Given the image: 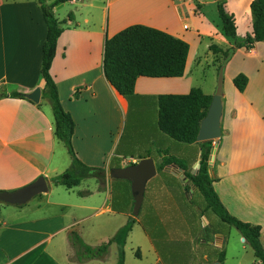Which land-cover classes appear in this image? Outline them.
I'll return each mask as SVG.
<instances>
[{
  "label": "crops",
  "instance_id": "obj_1",
  "mask_svg": "<svg viewBox=\"0 0 264 264\" xmlns=\"http://www.w3.org/2000/svg\"><path fill=\"white\" fill-rule=\"evenodd\" d=\"M252 1L248 0L243 7L242 0H238L247 19L243 39L252 34L249 9ZM54 2L47 0L50 6ZM207 2L73 0L53 7L62 34L57 40L50 75L56 84L60 105L74 122L72 147L81 163L102 168L106 175L102 189L95 179H86L77 187L65 189L50 181L67 170L70 158L55 137L54 118L41 97L44 83L40 64L47 29L38 0H0V192H13L39 177L48 185L46 194L38 195L24 206L0 204V264H77L69 260L72 253L69 233H76L87 246L97 247L110 241L130 218L134 223L125 240L124 264H212L218 263L216 257L220 253L224 255L221 264H242V256L249 246L233 228L234 232L222 228V232L215 235L214 219L210 211H205L204 201L198 200L196 207L190 201L198 192L190 188V198L184 199V172L178 167L168 170L165 167L162 173L175 179L181 191L164 193L158 200L152 197L156 201L149 199L143 222L138 221V217L145 192L135 217L131 213L133 197H126L121 203L115 201L111 190L114 179L109 177L110 169L124 168L142 159H152L155 166L162 162L163 154L156 157V162L155 157L148 154L132 157L126 165H112L119 144L115 145V136L120 120L126 121L133 101H141L138 109L146 108L150 101L154 126L158 129V96L187 94L193 89L191 85L186 86L188 75L200 61L198 56L192 57L189 47L183 77L139 78L134 94L125 98L104 77L106 40L129 26L143 25L185 43L191 38L207 39L208 48L209 40L216 44L215 39L221 32L215 21L213 30L208 31L204 26L203 7ZM225 2V10L234 16L239 40V24L244 17L237 15L233 0ZM195 3L201 5L198 13H195ZM228 40L222 41L230 48L233 42ZM239 55L243 56L244 63L251 62L256 68L253 74L241 70L248 79L247 91L239 93L228 84V92L222 99L221 137L216 143L212 142L217 148L208 175L229 214L261 228L260 241L264 248V43H257L250 51L236 50L226 63L224 86ZM256 77L258 99L245 94ZM157 85H163V91L152 92ZM35 89H40L38 104L10 97L11 93L27 95ZM193 145L197 147L196 154L186 163L191 175L197 172L201 152L198 143L188 146ZM165 150L156 152L165 153ZM178 154L188 156L185 150ZM52 186L64 192L52 190ZM186 201L193 208L192 223L181 206ZM117 260L118 247L113 242L103 260L82 264H116Z\"/></svg>",
  "mask_w": 264,
  "mask_h": 264
},
{
  "label": "trees",
  "instance_id": "obj_2",
  "mask_svg": "<svg viewBox=\"0 0 264 264\" xmlns=\"http://www.w3.org/2000/svg\"><path fill=\"white\" fill-rule=\"evenodd\" d=\"M69 1L73 0H55L50 6L47 0H38L47 29L40 64V75L44 83L41 97L50 107L54 118L55 137L64 146L70 158L69 168L50 181L54 186L72 189L86 179H95L102 189L106 179L104 169L88 167L75 155L72 147L74 122L60 105L57 87L50 75L57 40L62 34L61 23L54 17L53 7ZM249 9L252 16V34L246 36L243 41H238L234 16L225 10L224 1H218L216 4L221 34L233 42L232 47L223 51L222 64L228 63L236 50L243 48L250 51L257 43H264V0H253ZM208 50L213 55L222 52L216 45H210ZM188 52V44L181 39L154 28L132 25L106 40L103 53L104 77L120 96L130 97L134 94L136 81L139 78L183 77ZM232 84L237 92L243 93L248 79L244 74H239L233 79ZM10 97L26 100L25 95L18 93H11ZM210 102L211 96L205 95L197 88L191 89L185 95H159L157 98L158 130L175 142L186 145L195 144L200 123L207 113ZM198 145L201 152L196 175L188 173L182 161L174 157H165L156 166L157 173L169 165L181 169L190 186L203 198L205 211H210L221 223L236 230L251 249L254 258L264 264V248L260 241L261 228L238 220L225 209L208 175V158L212 142L198 143ZM184 190L188 192L189 187L185 186ZM133 223L134 219L130 218L110 241L97 247L87 246L76 233H69L68 243L72 250L70 262L82 264L93 260H103L109 246L114 242L118 247L116 264H124L125 240ZM223 261L224 255L221 254L218 263L221 264Z\"/></svg>",
  "mask_w": 264,
  "mask_h": 264
},
{
  "label": "rangeland",
  "instance_id": "obj_3",
  "mask_svg": "<svg viewBox=\"0 0 264 264\" xmlns=\"http://www.w3.org/2000/svg\"><path fill=\"white\" fill-rule=\"evenodd\" d=\"M219 1L225 2L226 0H219ZM212 2L214 3V5H212L213 4ZM217 2L214 0H208V2L205 3L203 7L204 20H205L203 23L208 31L214 29V24H213L214 21L217 22V24L219 25V30H221L220 21L218 19L217 11H216ZM233 3L236 4L234 5V7H235V11L237 15L239 17H242L243 16L242 8L248 4V0H242L243 7L241 6V9L238 6V0H233ZM200 9H201V5L199 3H195V13H198V10L200 11ZM246 20H247L246 17H244V19H242L239 24V33L237 36L240 41L244 40L243 38L245 37L246 31H247V21ZM220 38L224 41H229L227 38L222 36L220 33V35L216 37L215 39L217 45L213 42L212 39H210L208 42L210 45H216L222 50L221 53H218L213 56L208 51L207 39L198 41L197 39L191 38V39H188L187 41L190 47V51L192 52V57L198 56L200 63L198 66L192 69L190 75H188L189 81L186 83V86L191 85L192 88L200 89L204 94L211 95V97L214 94V91L216 88L219 68L222 66L223 51H226L229 48L226 46L224 41H222ZM231 44L232 43H230V46ZM242 57L243 56L241 55L238 56V58L236 59L235 63L233 64L230 70V78L225 79L224 94L222 97L223 100H224L225 94L228 92V88H229L228 84H230L231 88L234 90L232 81L237 75L244 73L241 70H244L248 72L249 74L254 73L253 71L255 70L256 65L252 64L251 62L244 63V60L242 59ZM250 86H251L250 90L248 91V93H245V94L252 95V96L255 95L253 98L258 99V77H256V79H253V82L251 83ZM163 88H164L163 85H157V86H154L151 89V91L152 92L163 91ZM166 89H168V87H166ZM173 91H177V90H173ZM140 102L141 101H133L132 110L130 111V114L126 118V121L120 120V124L118 126V132L115 136V139H116L115 145L117 143L119 144H118L117 152L115 155L116 160L115 159L113 160L112 165H118L119 163L121 165L123 164L126 165L127 162L131 161L130 158L132 157L135 158L139 156L143 157L148 154L153 155L155 157L154 161L156 162L158 161L156 157L158 155L163 154L164 157H174L177 160L179 159L186 166L187 160L189 161L190 159L194 158L197 147L194 145L193 147H190L186 144L175 142L171 140L169 137L163 135L154 126V109L152 108V105L150 104L151 102L148 101L146 108L141 107L138 109L137 107L140 105ZM157 149L158 151L159 149H161L162 151L166 149L165 151L167 152L163 153L160 151L159 153H157L156 152ZM180 150H185L188 156L185 158L181 156L180 154H178ZM169 167L174 168L175 166L169 165L165 169L168 170ZM162 171L157 173V175L154 178H152L146 185L144 204L141 208L138 221H141V222L145 221L144 213L147 212L146 207H148L149 199L156 201L159 198L163 197L164 193L179 192L180 190V186H179L180 184L175 182V179H173L172 177L166 176L164 173H162ZM105 178H106V175H105ZM111 182H112L111 190H112L115 201H118L121 203L122 200L125 199L126 197H129V198L132 197L131 187H130L129 182L123 181V180H115V179L112 180ZM182 186H183V189L185 186H188L189 190L190 188H192L189 182L184 184V181H183ZM51 188H53L52 190H57L60 193L64 192V190L61 188H55L53 186ZM183 191L184 190H182V192ZM183 193H184V199L190 198L188 196V192L184 191ZM152 197L154 198L156 197V200L153 199ZM198 200L200 203L203 202V198L199 195V193L198 194L196 193V197L193 196L190 199V201H192V204H194L195 207L198 206L199 204ZM187 202L188 201H186V203L185 202L182 203L181 206L184 210V213L188 217L189 223H192L190 220L192 218L191 214H193V211H192L193 208L189 206ZM152 215H155V214H152ZM210 215L214 219L213 227L215 230L214 231L215 235L218 233H221L222 230L220 229L222 228H230L229 226L221 223L211 212H210ZM210 224L212 225V223ZM230 230L234 232L232 228H230ZM208 238H210V236ZM221 254L222 253L218 254V256L216 257L217 261ZM241 263L242 264H259V261H257L253 257L251 250L247 247L245 254H243L242 256ZM226 264H231V263L228 262ZM232 264H234V262H232Z\"/></svg>",
  "mask_w": 264,
  "mask_h": 264
},
{
  "label": "water",
  "instance_id": "obj_4",
  "mask_svg": "<svg viewBox=\"0 0 264 264\" xmlns=\"http://www.w3.org/2000/svg\"><path fill=\"white\" fill-rule=\"evenodd\" d=\"M219 1V0H214ZM226 63H223L219 68L217 76V84L214 94L211 97V102L205 117L202 119L199 131L196 137V143L214 142L216 143L221 137V117L223 113L222 97L224 87V71ZM26 99L34 104L40 101V89H35L30 94L25 95ZM217 145H213L209 158L208 167L211 166L214 160V154ZM200 165L199 161L196 164L198 171ZM156 167L151 159H142L136 164L124 168H113L109 171V177L115 180H123L130 183L131 194L134 200L133 216L137 217L144 198L146 184L156 176ZM197 172L195 173V175ZM184 184L188 180L183 177ZM193 188V187H192ZM185 191V190H184ZM48 192V185L43 177H39L35 182L15 190L13 192H0V204L14 207H21L29 203L32 199L41 194ZM186 192V191H185ZM242 241H245L242 238ZM220 264V263H212Z\"/></svg>",
  "mask_w": 264,
  "mask_h": 264
}]
</instances>
